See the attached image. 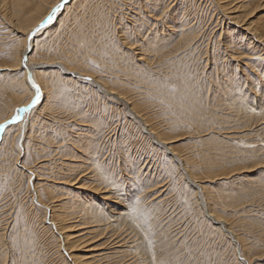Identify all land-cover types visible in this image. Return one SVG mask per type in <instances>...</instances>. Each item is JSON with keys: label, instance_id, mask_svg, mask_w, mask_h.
I'll return each mask as SVG.
<instances>
[{"label": "rangeland", "instance_id": "1", "mask_svg": "<svg viewBox=\"0 0 264 264\" xmlns=\"http://www.w3.org/2000/svg\"><path fill=\"white\" fill-rule=\"evenodd\" d=\"M9 1L0 0V118L9 114L14 105L25 97V95L21 96L19 94L21 83L18 82L16 85L14 81L20 79V75L17 74L18 71L14 72L5 69V66H8L15 59V50L19 49L18 41L21 33L15 29V22L20 19V23H26L29 19L38 17L47 5L46 0H29L22 8L21 13H16L17 9L14 5V0ZM225 1L223 0L222 2ZM216 2V0H174V2L173 0H71L67 4V6H70L72 3L71 7H68L67 17L60 22L61 27L58 24V27L54 25L55 29L52 28L54 30L51 31L52 33L49 36L46 33V35L40 34L36 36L40 43L36 45L37 47H33L34 50L32 49L31 51V53H34V61H42L43 63L55 62V66L52 68L58 69L62 65L86 75L79 81L63 71H61L62 75L57 73V71L45 72L47 75L45 79L46 85L50 89L48 90L50 94L47 92L48 95H46V100H48L46 101L44 98V101L48 103L46 109H43L44 101L38 102L34 110H30V114H28L29 112L26 114L24 127L26 128L24 130L26 133L22 132V127L17 128L16 125L6 134L4 143L0 144V228L2 229L0 233L3 232L2 243H4L2 245L3 251L0 252V264H66V261L61 262L59 259L60 251L56 249L57 241L53 236L56 233L53 229L47 230L44 225L39 223L40 216L38 213H30L33 211V206H35L32 198L31 182L33 175H31V170L36 174V179L40 177L37 183L38 187L40 184H45V182L49 185L48 192H45L43 187L38 188L41 197L40 202L51 207L58 204L62 207L58 212L65 214L68 218V224L73 223L76 220V213H73L76 201L78 198L82 199V196L88 193L85 192L87 191L85 189L77 188L78 182L84 183V186L88 184L90 186V183H95L96 180L92 181L89 173L83 176L79 173L89 164L86 163L77 168L68 162L75 160L71 157L72 154L73 156L81 155L77 145L81 144L79 141L88 142L89 138L92 137H94L95 145L100 149L97 152L99 153V161L109 159L114 163L117 160L121 163L120 170L117 169L119 174L113 180H108L109 183L111 181L119 183L120 180L125 179L124 188L120 189L119 193L133 194L137 190L138 192L141 191V193L139 192L140 197L144 198L149 195L147 201L164 200H160L163 204L165 203L164 205L158 203L161 207V213H163L161 217L167 216L165 226L167 225L168 237L173 235L169 240H175L180 246L179 250L176 249L179 253L182 251L181 253L184 255L182 257L184 258L182 259L183 264H264V116L262 118H253L248 117L245 113L239 116L235 110L227 107L230 104L228 101L222 102L220 100L222 92L223 94L225 92L224 96L228 100H233L227 97L229 96L225 91L227 87L232 86L233 90L235 85L236 87H246L247 81H244L246 78L249 77L248 79L251 80V76L252 80H259L260 77L251 73L248 67L242 64V59H248V55L243 52L245 44L238 39L239 37H236V32H239L238 28L236 31L228 28L230 30L228 34L229 40L233 42L223 46L224 33H221L220 28L224 26L226 19H223L222 12L220 13L221 10L219 9L220 6ZM157 5L161 6L158 7ZM156 6L159 8V12ZM175 9L177 11L180 10L179 16H182L184 21H186L185 27H191L192 31H194V34L191 33L186 41L188 44L185 42L179 44V46L174 45L175 47L172 45V49L163 50L162 53H160L162 50L158 51L157 54L153 55L152 65H147L148 67L142 65L143 62L141 63L139 59L137 60L139 56H136V54L140 52L138 49H135V47L132 49L124 45L123 49L124 51L131 49L130 51L135 53L132 54L131 52L132 60L135 61V66H137L135 72L140 71L142 73L140 75L146 76L143 78L145 83L139 84L138 80L135 81L138 86L135 88H139V92L135 88L133 89L131 85V87L128 86L129 96L132 97L134 95L131 100L140 104V108L143 109L142 112L147 115L150 119L149 122L154 124L155 128L167 132V136H176L175 141L172 140L170 142V147L183 157L187 156L186 161L181 162L176 161L173 155L166 153L167 151L162 146L153 141V137L145 131L139 118L135 117L129 109L128 103L104 97L94 87L92 88L87 81V75L103 73L91 64L90 59H95L102 54L103 50L101 48H107L108 32L111 34V38L123 24L124 33L127 31L131 32L129 34L134 39L137 37V31L140 36L141 34L143 35L144 31L145 34H148L154 30V27L149 23V21H152L153 15L156 14V17H159L158 20H162L166 18V15L171 16V13L176 11ZM260 14L264 19V8L259 9L257 15L261 16ZM64 15L65 9H60L51 24L57 22L59 18L62 19ZM163 15H165L164 18H162ZM135 16L137 19H135ZM256 16L252 17L251 20H255ZM141 18L144 20H142L143 23ZM9 20L11 24L13 23L12 25ZM111 21L112 24L109 25ZM258 21L256 20L255 22ZM47 23L43 27L47 26ZM106 23H108L107 26ZM130 23L133 24L131 25ZM130 25L137 27L134 32L129 29ZM194 26L196 29L198 28L197 31L193 28ZM115 27H117L116 30ZM200 29L201 32L199 33ZM139 31L142 32L140 33ZM113 32L114 34H112ZM132 33H136V35ZM175 40L176 38H174ZM150 51L151 53H145L146 56L150 54L149 57L152 58L154 52L153 50ZM260 51L262 52H260V56H264V48ZM104 53L110 54V51H104ZM140 53L143 54L142 51ZM125 54L127 53L125 52ZM170 56L172 57L170 58ZM136 62L141 63V65ZM120 63H123L121 70L127 74L128 65L122 61ZM261 65L260 69L263 71L264 57H262ZM139 66H141V70L138 69ZM145 67L149 70L147 71ZM151 67H153L152 70ZM49 68L48 66L46 67V69ZM46 69L43 68V71ZM131 69L133 68H130V72L134 71ZM91 72L94 74H91ZM234 72L237 80L232 84L234 81L230 78ZM261 73L259 74L260 76ZM175 74L176 76H174ZM179 74L183 77L190 76L193 81L201 83V88H203V94L202 96L200 95L201 104L211 109L209 110L210 113H213L211 117L215 120L214 122L217 121V124L209 127L205 126L199 130V133L196 131V133L187 132V129L180 127L184 119L185 121L187 119V114L182 111V106L185 107V104L191 103L188 101L187 96L177 98L174 101L177 104L171 100V97L169 98V96H172L171 94L176 95V91L177 93L179 92L176 86V82L182 78ZM169 75L172 77H169ZM100 76L104 78L103 74H100ZM57 78L69 81L66 83L69 85L68 90L67 88L61 89L53 86ZM153 80L155 83H153ZM155 80L159 81V84ZM208 83H212L211 89L215 90L208 92L210 91L207 87ZM256 84H250V88L248 89L247 87L244 91H248L247 93L250 96L254 95ZM89 87L92 89H88ZM162 88L165 89L162 90ZM142 89H146L144 90L145 93ZM166 90L167 93L165 92ZM171 90L173 93L170 92ZM162 93H164V96L161 95ZM258 94L260 95L261 93L258 92ZM165 96L168 98H165ZM200 96L197 95L198 98ZM256 98L259 99L258 97ZM181 99H184V101ZM177 101L181 102L178 103ZM254 101L256 102V100ZM178 104L181 105V109L179 108L180 105L177 107ZM27 105L20 106L17 109L16 107L14 108L12 116H18L19 118L12 124H16L17 121L22 119L23 109L27 108ZM136 110L138 109L136 108ZM97 117H104L108 120L107 125L110 130L108 129L107 135L104 134L105 132L103 133L104 130L101 132L99 124L95 121ZM167 119L168 121L169 119L171 120L169 121L170 125L167 124ZM175 119L178 121H175ZM171 123L175 125L173 126ZM167 125L168 127H166ZM0 130L1 135V127ZM22 134L25 137L24 139L21 136ZM76 139L79 143L75 142ZM21 140H23L25 145L22 161L27 169H20V171L18 164H15V158L16 147H18L17 142L19 145ZM162 149L165 151H162ZM249 149H255V152H248ZM250 156L256 157L252 158ZM136 158L139 166H141L139 173H137L135 166ZM241 159H244V161L236 162ZM111 166H113L111 163L106 166L110 172L112 171ZM87 168H90V166ZM187 170L190 174L189 179L199 183L198 187L191 185L185 178ZM178 173L181 175H178ZM143 177H148L151 184L148 186H145L146 184L143 185ZM70 179L75 180L76 183L71 184L69 182L67 184ZM151 185L152 187L150 188ZM142 187L147 188L143 189ZM127 188L130 189L129 193L125 190ZM68 191H72L71 194L73 196L66 195ZM159 195L162 196L160 197ZM51 196H59L55 197V199L59 198L60 202H54V199L50 198ZM126 196L124 195V202L129 198H126ZM197 196H200L198 197L200 201L197 200ZM97 202L96 200L95 203ZM19 208H21L20 211L24 215H27L26 220L22 222L23 226L15 222V213ZM104 209L107 210L106 204ZM210 210L216 213L219 219L224 220V227L222 226L223 224L213 223L208 219L204 213ZM43 213L47 215L49 212L44 209ZM46 223L49 226L51 222L48 220ZM136 227H138L136 229L139 231L138 237H140L137 246L144 251L143 256H150L151 247L148 244V237L138 225ZM227 229L231 231V235ZM30 235H33V237ZM95 238L97 239L98 237Z\"/></svg>", "mask_w": 264, "mask_h": 264}, {"label": "bare ground", "instance_id": "2", "mask_svg": "<svg viewBox=\"0 0 264 264\" xmlns=\"http://www.w3.org/2000/svg\"><path fill=\"white\" fill-rule=\"evenodd\" d=\"M28 1L29 0H14V5L16 6V9H17L16 13H19V12L21 13L22 8H24L25 4L28 3ZM70 1L71 0H67V3L64 4V6L61 8V9H65V15H64V17L62 16L63 20L61 18H59V20L57 22H54L53 24H51V22H48L47 23L48 25L45 27L42 26V25H46V24H44V22H46L45 18L48 16L49 12L58 3H60V0H46L47 5H46L44 11L38 17H34L33 19H29V21L26 23H20V21H19L20 19L16 18L17 19V22H15L16 27L15 26L14 27L19 33H21V35L19 36L20 37L19 41H18L19 42V44H18L19 49L15 50L16 51L15 52V54H16L15 59L8 66H5V69L9 70V71H14V72L18 71L17 74L20 75V79L19 80L17 79L14 81H15L16 85L18 84V82L21 83V89H20V91L19 90L18 91H19V94H21V96L25 95V97L23 100L19 101L18 103H16V105H14V107L11 109L9 114H7L3 118H0V127L2 129V133L0 135V137H1L0 144L1 145H2V143H4V141L6 139V134H8L10 132V129H12L14 126L16 127V125H17V128L22 127V129H23L22 132L26 133L24 131L26 129V128H24L25 127L26 114L28 112H29L28 114H30V110L31 111L34 110V108L37 106V104H35L32 107H28L31 104V101L34 98L33 96L36 92V88L33 87V84H35L39 88V91H40L39 102L44 101V98L46 100V95H48V93H49L48 90H50V89H48L47 85H46L45 79H46L47 75L45 72L57 71V73L62 75L61 71H63L66 74L70 75L73 79H76L79 81H80V79H83L84 76L86 75V74H82V72H79L77 70L76 71L70 70V68H66L62 65L58 69L52 68L53 66H55V64H54L55 62H49V63L44 62L43 63L42 61H34L33 60V54L34 53H31L33 47H35L36 45H38V43H40L39 39L36 36H38L40 34H45V33L49 36V34L52 33L51 31L55 29L54 25L56 26L58 24L61 27L60 22H62L66 19V17H67L66 14L68 13V7H71V5L73 3L72 2L70 6H67V4ZM157 1H159V0H157ZM216 1L218 2L219 6H220L219 9L221 10L220 13L222 12L223 19H226L225 23L223 24L224 26L220 28L221 33L222 34L224 33L223 34L224 40L222 43L223 46L229 44L230 42H233V41L229 40L228 34H229L230 30H228V28L233 29V31H236L238 28L239 32H236V35H237L236 37H239L238 39L241 40V42H243L245 44L246 49L243 48L244 50L243 49L242 50L244 53H246L248 55V57H247L248 59H245V58L242 59L243 60L242 64H243V66H247L249 71H251V73L257 74L260 77L259 80L258 79L252 80L251 76H250L251 80L248 79L249 77L246 78V80H244V81H247L246 82L247 84H245V82H244L246 87L241 86L243 88H241L239 86L236 87V85H235V89L233 90L232 86L227 87L225 89V91L229 94V96H227V97L231 98V100L232 99L233 100L232 101L228 100L226 98V96H224L225 92H224V94H223V92H222V94H220L222 97L220 100H222V102L228 101V103H230V104L227 107H230L232 110H235L236 114L239 116L242 113H245L248 117L262 118L264 116V69H263V71H261L260 68L262 66L261 65L262 57H264V56H262V55L260 56V52H261L260 50H262L264 48V19H263V16L261 14H260L261 16H258L257 13H258L259 9L264 8V0L263 1L262 0H226L227 2L226 1L222 2L223 0H216ZM152 2H154V1H152ZM173 2H174V0H173ZM176 3H177V1H176ZM143 4H145V2H143ZM149 5H151V4H149ZM154 5H156V4L154 3ZM157 6L160 7L159 5H157ZM157 6H156V8H157ZM152 7H153V5H152ZM171 7H169V8H171ZM73 8H75V7H73ZM143 9H145V8H143ZM151 9H149V10L151 11ZM157 9L159 12V8H157ZM167 9H165V10H167ZM154 10H156V9H154ZM59 11L56 13V15L59 13ZM152 12H153V10H152ZM170 12H172V11H170ZM179 13H180V10L173 11V13H171V16L166 15V18H165L166 20L162 19V18H164L165 15H163V17L161 18L162 20H158L159 17L157 18L156 14L155 15L152 14L153 19L151 18L152 21H149V23L152 27H154V30L153 31L148 30V31H150L149 33L147 32L148 34H145V31H144L143 35L141 34L140 36L138 35V31H137L136 32L137 37L134 39L129 34L131 32L127 31L128 29L126 30L127 32L124 33L125 30H124L123 24H122L123 29L121 27L118 29V31L116 30L117 27H115L116 34H114V32H113L112 34H114V35H112L111 38H110L111 34L108 32L107 34H109V37L107 35V38H108L107 39L108 44L106 45L107 48H105V47H104V49L101 48L103 50V53L100 54L99 56H97V58H95V59H90L91 64L94 67H97L101 72H103L100 74L101 75L103 74L104 78H102V76H100V74L87 75L88 76L87 81L91 84L92 88L94 87V89H96V91L100 92L104 97L113 99V100L118 101V102L122 101V102L128 103L129 109L133 112L135 117L139 118V120L143 124V128L145 129V131L147 133H149L150 136L153 137V141L155 143H157L158 145L162 146L167 151L166 153L171 154V156L173 155V157H174V159H176V161L181 162V161H186L187 156L183 157L182 155L175 152L170 147V144H171L170 142H172V140L175 141L174 139H176L175 138L176 136H174V135H168L167 136V132H164L161 129L155 128L154 124H151V122H149L150 119L147 117V115H145L144 112H142L143 109L140 108L141 107L140 104L136 101L131 100V98L134 97V95L132 97L129 96L128 90H127L128 86L131 85L133 89L135 87H138L137 83L135 81L138 80L137 82H139V84L145 83L143 81V78L146 76L140 75V74H142L140 71L135 72V69L137 68V66H135V61L132 60V54L134 52L130 51L131 49H129V51H124V49H123L124 48L123 45H124L126 47L129 46V48H132V49H134V47H135V49H138V51H140V52L142 51L143 54L140 52L138 54H136V56H139L137 58V60L139 59L141 63L143 62L142 65L147 66V65L151 64V62L153 61L152 59L154 58L153 55L157 54L158 51L162 50L160 52V53H162L163 50L166 51L168 49L169 50L172 49V47L174 45L179 46V44L185 43L187 41V39L189 38V36L191 35V33H193L194 31H192L191 27H187V28L185 27L186 21H184L182 16H179ZM140 14H141V12H140ZM218 14H219V12H218ZM255 16H256L255 20H251V18L255 17ZM139 18H140V16H139ZM148 18H150V17H148ZM135 19H137L136 16H135ZM142 20L143 19L141 18V21ZM256 20H259L261 23L259 21L255 22ZM136 21L138 22V20H136ZM143 21H142V23H143ZM9 22L11 24L10 20H9ZM106 22H107V20H106ZM137 22H135V23H137ZM191 22H193V21H191ZM120 23H122V21H120ZM107 24L108 23H106V26H107ZM110 24H112V21H111V23H109V25ZM219 24H220V22H219ZM58 25H57V27H58ZM131 25H130L129 29H132V31L134 32L137 27L131 26ZM220 26H222V25H220ZM52 28H54V29H52ZM193 28H195V26ZM147 29H148V27H147ZM197 30H198V28L196 29V31ZM200 32H201V29H200L199 33ZM136 33L135 34L132 33V34L136 35ZM197 36H200V35H197ZM174 38H176L175 41H174ZM194 39H195V37H194ZM103 41H104V39H103ZM190 43L192 44V42H190ZM186 44H188V42H186ZM178 46H177V48H178ZM150 50H153V52H154L152 54L153 57L151 56L152 58L149 57L150 54L146 56V53H145V52L151 53ZM104 51L105 52L110 51V54H105ZM125 52L127 54H125ZM131 52H132V54H131ZM97 54H99V53H97ZM171 57L172 56H170V58ZM174 57H173V59H174ZM133 58H135V57H133ZM170 58H167V59H170ZM162 59H164V58H162ZM121 61L125 62L128 65L127 66L128 67L127 74H125L124 71L121 70L122 69L121 65L123 64V63H120ZM166 61H168V60H166ZM171 61H172V59H171ZM136 63L138 65L139 64L141 65V63H139V62H136ZM47 66L50 68L46 69ZM140 67L141 66H139L138 69H140ZM153 67H151V70ZM43 68H45L46 70L43 71ZM130 68H133L131 70H134V71L130 72L129 71ZM142 68H144V67H142ZM53 69H55V70H53ZM259 69H260V71H258ZM148 70L149 69H147V71ZM142 71H143V69H142ZM243 71H245V70H243ZM125 72H126V70H125ZM235 72L232 74V77L230 78L231 80L234 81V82H232V84H234L237 80V78L235 76L236 75ZM92 73L93 72H91V74ZM120 73H122V74H120ZM152 73H154V72H152ZM260 73H261V76L259 75ZM156 74H154V75H156ZM168 74H169V72L167 73V76H168ZM243 74H245V73H243ZM179 75H181V74H179ZM174 76H176V74ZM154 77H157V76H154ZM159 77H160V75H159ZM169 77H172V76L169 75ZM64 78H65V76H64ZM161 78H163V77H161ZM65 79H67V78H65ZM65 79L57 78L55 80V84L53 83V86L55 88H61V89L67 88V90H68L69 85L66 84L68 80H65ZM152 79H154V78H152ZM163 79H165V78H163ZM175 79H177V78H175ZM156 82L158 83L159 81H156ZM174 82H176V81H174ZM135 83H136V86H135ZM153 83H155L154 80H153ZM176 83H177V85L176 84L175 85L177 86V90H179V92L177 93V91H176V95L175 94L174 95L171 94L172 96L168 95L169 98L171 97V100L174 102V101H176L177 98L179 99L180 97L187 96L188 101L191 103V104H185V107L182 106V111H184V113L187 114V116H186L187 119H186V121L184 119L183 124L181 123L182 126H180V127L187 129L188 130L187 132H195L196 131L197 133H199L200 132L199 130H201L203 127H205V126L209 127L210 125L217 124V121L214 122L215 120L211 117V114H213V113H210V111H209L211 109H208V107L206 105L201 104L200 98L203 94V92H202L203 88H201V83H198V81H196V82L193 81V78H191L190 76H187V77L182 76V78H180L179 81H177ZM254 83H257L255 90H254L255 94L250 96L247 93L248 91L246 92V91H244V89H247V87L249 89L250 84H254ZM168 85H170V84H168ZM212 85H213L212 83H208L207 87L210 90L208 92H211V90H215V89H211ZM170 86H172V85H170ZM54 87H53V89H55ZM85 87H86V84H85ZM202 87H204V86H202ZM157 88L158 87H156V89ZM88 89H90V87ZM135 89L138 91L139 88L138 89L135 88ZM164 89L162 88V90H164ZM144 90H146V89H144ZM144 90L142 89L143 92H144ZM157 90H159V88ZM172 90H173V88H172ZM172 90L170 92H172ZM78 91H80V90H78ZM153 91H154V89H153ZM63 92L65 93V91H63ZM87 92H88V90H87ZM143 92H141V93L143 94ZM165 92L167 93V90ZM258 92H260L261 94L259 95ZM163 94L164 93H162L161 95H163ZM78 95H79V93H78ZM195 95H196V97H195ZM197 95H199V96L201 95V96L198 98ZM166 97L167 96H165V98ZM256 97H258L259 99H257ZM184 99L183 100L181 99V100L184 101ZM254 100H256V102ZM46 101L43 102V109H46V105L48 104ZM177 102L180 103L181 101H177ZM28 103H30V104L27 105ZM174 103H176V102H174ZM25 105H27V108H29V109L27 111H24L22 119L17 121L16 124H12L13 122L15 123V121H16V119H14L16 116H12V113L14 112V108L16 107V109H17L18 107L25 106ZM75 105H77V104H75ZM179 105L180 104H178L177 107ZM79 106H82V105H79ZM183 107H184V109H183ZM39 108H42V107H39ZM136 108L138 110H136ZM179 108L181 109V105L179 106ZM179 108H178V110H179ZM43 109H41V110H43ZM41 112H43V111H41ZM100 114H102V113H100ZM109 115H110V113H109ZM183 116H185V115H183ZM207 117H211V118H207ZM170 119H169V121H171ZM179 119H180V117H179ZM181 120H183V119H181ZM95 121L99 124L98 126H100V128H101V132L104 130L103 133L105 132L104 134L107 135L109 132L108 131L109 126L107 125L108 120H106V118H104V117H97V119ZM110 121H111V119H110ZM167 121H168V119H167ZM169 121L167 123L168 125H170ZM175 121H178V120L175 119ZM114 122H115V120H114ZM173 123H175V122H173ZM168 125L166 127H168ZM171 125H173V124L171 123ZM177 127H179V126H177ZM172 130H173V128H172ZM99 135H101V134H99ZM141 135H143V134H141ZM21 136L23 137L24 135L22 134ZM111 137H110V139H111ZM24 138L25 137H23V139ZM89 139L90 140L88 142L79 141L81 144H77V145L79 146L78 149L80 151L78 149L77 150L80 152L79 154H81V155L73 156V154H72L71 157H73V159H75V160L68 162L70 165H75V167H77V168L86 164V163L89 164L86 166V168L84 170L79 171V173L81 174V176L89 173L90 174L89 177L92 179V181L96 180L95 183H90L91 184L90 186H88L89 184L84 186V183L78 182L77 188L85 189V190H87L85 192H88V193H85L84 196H82V199H79V198L77 199L75 211L73 212V213H76V216H75L76 220L73 221V223L68 224V222H67L68 218L65 216V214H63L62 212H58V210L59 209L61 210V208H62L58 204H55V206L52 205V207H51L47 204H43L40 202L41 197H40V194L38 192L39 191L38 188L43 187L44 191L48 192L47 190L49 189L48 188L49 185H47L45 182V184H40V186L38 187L37 183H38V180L40 179V177H38L39 179H36V177H37L36 174L33 173V171L31 170V173H32L31 175H33V180L31 182V184H32V198L34 199L33 202H35L34 203L35 206H33V208H32L33 211H31L30 213H38V215L40 216L39 223L44 225V227L47 230L53 229V231L56 233L55 235L53 234V236L56 238L55 240L57 241V248L56 249L58 251H60L59 259L61 260V262L66 261L65 262L66 264H183L182 259H184V258H182V257L184 255L181 253L182 251L180 253H179V251H177V249L180 248V246L177 244V242L175 240H169L170 237H172L173 235L168 237L169 233L167 232L168 231V229L166 227L167 225L165 226V223L167 222L165 219L167 218V216H165L163 218L161 217L163 213H161V207H160V205H158V203H162V205H164L165 203L163 204V202H161L164 200H161L159 198L161 201L160 200H156L155 202H154V200H152V201L148 200L147 201V199L149 198L148 197L149 195L148 196L144 195L146 198L140 197L139 194L141 193V191H139L140 192L139 193L137 190L135 191V193L133 192V194H124L123 192L119 193L118 191L120 189L124 188L123 184H124L125 179L120 180L119 183H116V182L113 183V181H111V183H109L108 180H110V179L113 180L114 177L119 174L117 169L120 170L121 163H119L118 160L114 163L113 161H110L109 159H102V161H99L98 160L99 153H97V152H99L100 149H99V147H97L95 145L94 137L89 138ZM101 139H103V138H101ZM167 139H171V140H167ZM146 140H148V139H146ZM108 141H109V139H108ZM75 142L79 143L77 139L75 140ZM106 142H107V140H106ZM17 146L18 147H16L15 164L16 165L18 164L17 166L19 167V170L20 169L26 170L27 168L23 164V161H22L23 155L25 153V145H24L23 140H21L19 145L17 142ZM97 148H98V150H97ZM75 149H76V147H75ZM164 149H162V151ZM250 151L255 152V149H249L248 152H250ZM76 153H78V152L76 151ZM250 157H252V156H250ZM255 157L256 156H253L252 158H255ZM180 158H182V159H180ZM80 160H82V161H80ZM114 160H116V159H114ZM136 160H137V158L135 159V161ZM241 161H244V159L237 160L236 162H241ZM256 161H258V160H256ZM179 162H177V163H179ZM110 163H111V165H113L110 167V168H112V171H113V172L111 171L112 173L106 167ZM136 163H135V166H136V169L138 171L137 173H139L141 171V168H140L141 166H139L138 161H136ZM174 165H176V164H174ZM89 166H90V168H87ZM185 166H187V165H185ZM242 167H244V166H242ZM185 168H187V167H185ZM185 168H184V170H185ZM114 169L116 171L115 173H114ZM37 174H39V173H37ZM178 175H181V174L178 173ZM189 176H190V174L187 170V173L185 172V178L188 180V182L191 185L198 187L199 183H195L194 181H191L192 179L190 180ZM155 178H156V176H155ZM143 179H144L143 185L146 184L145 186H148L151 184L150 179L148 177H143ZM35 180H37V181H35ZM106 181H107V183H106ZM69 182L71 184L76 183V181L72 180V179L68 180L67 184ZM126 184H127V182H126ZM152 185L150 186V188L152 187ZM159 185H162V184H159ZM125 187H127V186H125ZM146 188H143V189H146ZM162 189H163V186H162ZM125 190H127V192L129 193L130 189L127 188ZM164 191H166V190H164ZM71 192L70 191L66 192V195L73 196V194H71ZM124 195L125 196L127 195L126 198L129 197L126 202H124ZM120 196H121V198H120ZM55 197H59V196H51L50 198L54 199V202H56V203H57V201L60 202V199L59 198L55 199ZM198 197H200V196H197V200L199 199ZM63 199H65V198H63ZM96 200L98 201L97 203H95ZM144 201H146V202H144ZM198 201H200V200H198ZM105 204L107 206V210H105L106 208L104 209ZM20 209L21 208L16 210L15 222L20 223L23 226L22 222L26 220L27 215H24V213L22 211H20ZM44 209H45V211L49 212L47 215L45 213H43ZM204 214L213 223H217V224H221V225L223 224L222 226L224 227V220L219 219V216L216 213H214L212 210H210L209 212H206ZM48 220L51 222L49 224V226L46 223V222H48ZM136 225H138L141 228L142 232L145 233V235L148 237V244L150 245L149 247H151L150 251H149L151 253L150 256H147V257L143 256L144 251L141 250L139 248V246H137V243H139L140 237H138L139 231L136 229V228H138V227H136ZM31 226H32V224H31ZM1 230L2 229L0 228V231ZM227 230L229 231V234H230L231 231L229 229H227ZM150 234H152V235H150ZM2 235H3V232L0 233V252L3 251L2 245L4 244V243H2ZM26 235H28V234H26ZM31 237H33V235ZM95 237H98V238L96 239ZM93 239H96V240H93ZM30 240H32V239H30ZM178 243L181 244L180 242H178ZM176 244H177V246H175ZM82 249H87V250H82ZM82 251H85V252H82Z\"/></svg>", "mask_w": 264, "mask_h": 264}, {"label": "snow or ice", "instance_id": "3", "mask_svg": "<svg viewBox=\"0 0 264 264\" xmlns=\"http://www.w3.org/2000/svg\"><path fill=\"white\" fill-rule=\"evenodd\" d=\"M67 3V0H60V3H58L48 14V16L45 18L46 22H51L56 13L64 6V4ZM43 23V22H42ZM33 87L36 88V92H35V95H34V98L33 100L31 101V104L28 106V107H32L34 106L35 104H37L39 102V99H40V91H39V88L38 86H36L35 84H33ZM24 111H27L28 109L25 108L23 109ZM19 117H15L14 119H18Z\"/></svg>", "mask_w": 264, "mask_h": 264}, {"label": "water", "instance_id": "4", "mask_svg": "<svg viewBox=\"0 0 264 264\" xmlns=\"http://www.w3.org/2000/svg\"><path fill=\"white\" fill-rule=\"evenodd\" d=\"M47 22H44V24H46ZM42 26H44V25H42ZM17 117V116H16Z\"/></svg>", "mask_w": 264, "mask_h": 264}]
</instances>
